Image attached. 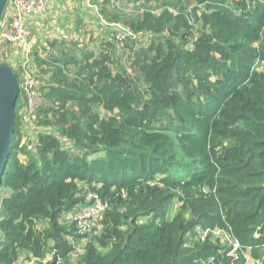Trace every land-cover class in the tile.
Instances as JSON below:
<instances>
[{
	"label": "trees",
	"instance_id": "trees-1",
	"mask_svg": "<svg viewBox=\"0 0 264 264\" xmlns=\"http://www.w3.org/2000/svg\"><path fill=\"white\" fill-rule=\"evenodd\" d=\"M91 1L99 36L28 52L0 263L264 264V0ZM89 191L106 208L82 235L65 216Z\"/></svg>",
	"mask_w": 264,
	"mask_h": 264
},
{
	"label": "built area",
	"instance_id": "built-area-1",
	"mask_svg": "<svg viewBox=\"0 0 264 264\" xmlns=\"http://www.w3.org/2000/svg\"><path fill=\"white\" fill-rule=\"evenodd\" d=\"M45 2L46 0H8L0 19V41L13 42L17 46L21 45L19 62H21L24 70L20 82L26 90L30 105L34 103L37 93L35 90L36 82L27 70L30 47L26 46L29 37V29L25 20L28 16L42 13L45 8ZM90 191L87 192L86 195L88 202L78 206L75 210L70 212L73 214V217L68 218L75 222L76 231L82 235L88 234L91 231L106 208V203L102 202L96 193ZM209 231V229H203L198 226L196 228L197 237L203 240ZM211 232L215 235L221 234L218 229L212 230ZM233 245L234 249L239 248L238 242L235 241ZM13 264H31V262L19 260Z\"/></svg>",
	"mask_w": 264,
	"mask_h": 264
},
{
	"label": "crops",
	"instance_id": "crops-1",
	"mask_svg": "<svg viewBox=\"0 0 264 264\" xmlns=\"http://www.w3.org/2000/svg\"><path fill=\"white\" fill-rule=\"evenodd\" d=\"M96 8L91 0H46L45 8L39 15L28 16L30 28L28 37L31 47L41 48L50 38H72L81 36L83 27L95 24ZM81 26L78 32L75 26ZM16 45V44H15ZM13 59L20 57L21 45L15 46Z\"/></svg>",
	"mask_w": 264,
	"mask_h": 264
},
{
	"label": "water",
	"instance_id": "water-1",
	"mask_svg": "<svg viewBox=\"0 0 264 264\" xmlns=\"http://www.w3.org/2000/svg\"><path fill=\"white\" fill-rule=\"evenodd\" d=\"M8 0H0V19ZM21 88L17 73L6 64L0 65V182L9 152L14 105Z\"/></svg>",
	"mask_w": 264,
	"mask_h": 264
},
{
	"label": "rangeland",
	"instance_id": "rangeland-1",
	"mask_svg": "<svg viewBox=\"0 0 264 264\" xmlns=\"http://www.w3.org/2000/svg\"><path fill=\"white\" fill-rule=\"evenodd\" d=\"M144 1V0H143ZM123 5H126V3H124ZM153 5H157V2H154L153 1ZM131 7V5L130 6H128V8H130ZM94 26L91 24L90 25V27H86V30H88V29H91L90 30V32H86V35L84 36V39H85V41H87V36H88V34L90 35L91 34V32H92V34L94 35V31L96 32V35H94V36H99L100 35V31H99V29H94L93 28ZM30 37V36H29ZM96 37L94 38V39H96ZM84 42V41H83ZM26 46L27 47H30V45H29V41L28 42H26ZM125 60V58L123 57V61ZM9 61V60H8ZM18 61V58H15L13 61L11 60L10 61V64H12V65H14L16 62ZM24 113H27V111H25ZM24 139V135H23V138H22V140ZM19 157L20 158H22V155L21 154H19ZM66 218H72L73 217V214H71V213H68V214H66V216H65Z\"/></svg>",
	"mask_w": 264,
	"mask_h": 264
},
{
	"label": "bare ground",
	"instance_id": "bare-ground-1",
	"mask_svg": "<svg viewBox=\"0 0 264 264\" xmlns=\"http://www.w3.org/2000/svg\"><path fill=\"white\" fill-rule=\"evenodd\" d=\"M28 29H29V35H30V33H31V32H30V28H28Z\"/></svg>",
	"mask_w": 264,
	"mask_h": 264
}]
</instances>
